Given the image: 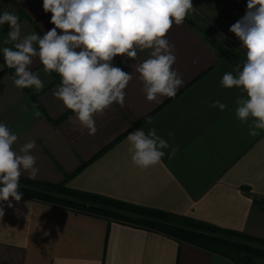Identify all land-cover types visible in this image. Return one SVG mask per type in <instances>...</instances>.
<instances>
[{
    "label": "crops",
    "instance_id": "obj_1",
    "mask_svg": "<svg viewBox=\"0 0 264 264\" xmlns=\"http://www.w3.org/2000/svg\"><path fill=\"white\" fill-rule=\"evenodd\" d=\"M215 1L192 0L195 11L166 35L174 45L173 69L183 79L174 97L150 102L141 90L135 67L148 58L149 50H138L135 60L114 58V66L132 74V80L123 107L114 103L94 117L95 135L81 128L54 96L61 79L45 73L38 58H33L31 70L44 88L14 85V69L4 64L2 53L14 44L3 43L9 28L0 26V123L17 134L16 151L35 141L31 152L39 172L34 179L60 183L67 177L66 184L74 189L264 239V130L250 136L249 125L236 118L235 101L241 93L221 85L223 74L234 73V68L219 57L201 29L205 25L214 31L212 38L218 32L224 36L222 43L227 42L224 38L233 40L229 29L245 15L246 6L239 5L245 1L226 0L228 8ZM11 3L21 36H42L55 27L51 13L43 11V0ZM215 101L226 108L211 107ZM152 128L171 147L160 163L140 169L131 161L126 137ZM173 147L177 151L169 158ZM21 176L28 178V173ZM0 208L5 213L0 217V264H237L160 232L26 196L18 202L11 197L0 201ZM251 263L264 264V257L252 256Z\"/></svg>",
    "mask_w": 264,
    "mask_h": 264
},
{
    "label": "clouds",
    "instance_id": "obj_2",
    "mask_svg": "<svg viewBox=\"0 0 264 264\" xmlns=\"http://www.w3.org/2000/svg\"><path fill=\"white\" fill-rule=\"evenodd\" d=\"M43 11L51 13L55 27L42 36L33 32L21 36L16 14H0V26L8 25L3 47L4 64L14 69V85L19 89L40 91L44 83L31 70L33 58H38L44 72L60 76L61 84L53 93L70 110L81 128L95 135L94 117L103 114L114 103H125V89L132 74L114 66L116 56L135 60L138 50H149L148 58L138 63L135 71L142 81V91L148 101L158 97H174L183 85L178 71L174 45L166 35L173 27L183 24L195 11L192 0H43ZM57 30H60L59 33ZM246 50V59L233 72L223 74L224 88L239 89L235 101V116L249 125V135L264 130V0H247L246 12L229 29ZM196 61H194L195 63ZM211 107L224 110L226 105L215 101ZM27 111V109H25ZM39 117L40 112H35ZM148 123H152L148 118ZM169 139L173 137L169 133ZM134 166L147 169L160 163L170 144L154 128L135 130L126 137ZM18 136L6 124L0 123V201L11 197L20 201V177L28 173L34 179L39 169L31 150L35 141L14 149ZM177 149L171 148L169 158ZM11 207V203L8 204ZM0 208V217L4 216Z\"/></svg>",
    "mask_w": 264,
    "mask_h": 264
},
{
    "label": "trees",
    "instance_id": "obj_3",
    "mask_svg": "<svg viewBox=\"0 0 264 264\" xmlns=\"http://www.w3.org/2000/svg\"><path fill=\"white\" fill-rule=\"evenodd\" d=\"M202 32L206 40L215 46L219 57L234 69L246 59V50L242 45L243 51L240 52L233 47L216 45V41ZM54 74L60 79L57 73ZM28 92L34 98V95ZM66 181L67 177L60 183H51L21 176L19 191L23 193L22 196L75 212L125 222L166 234L205 250L222 254L237 264H252V256L264 257V239L172 212L74 189L69 187Z\"/></svg>",
    "mask_w": 264,
    "mask_h": 264
},
{
    "label": "rangeland",
    "instance_id": "obj_4",
    "mask_svg": "<svg viewBox=\"0 0 264 264\" xmlns=\"http://www.w3.org/2000/svg\"><path fill=\"white\" fill-rule=\"evenodd\" d=\"M201 1V0H200ZM213 1H215V0H213ZM216 1H221L220 3L222 4V5H225L227 8H228V4L229 3H227L226 2V0H216ZM215 1V2H216ZM245 2H241L239 5L240 6H247V0H244ZM231 3V2H230ZM15 6L11 3V1L10 0H0V12H1V14H3V12L4 11H8V12H12V11H15V8H14ZM200 12H202V11H200ZM200 15H202V14H200ZM203 26V28H201L202 29V31H204L206 34H207V36L210 38V39H213L214 41H216L215 43H216V45L218 44V45H220V46H223V47H233V49H235V50H238L239 52H240V50H242L243 51V49H242V47H241V44H240V42L238 41V38L237 37H235L233 40H230L229 41V39H226V38H224L227 42H224L223 41V43L221 42L222 40H221V38L222 37H224V36H222L221 34H219L218 32H217V34H214L215 36H214V38H212L211 37V35H210V31L212 32V30H209V28H205L206 26L205 25H202ZM214 32V31H213ZM212 32V33H213ZM242 53V52H241ZM245 58H246V54H245Z\"/></svg>",
    "mask_w": 264,
    "mask_h": 264
},
{
    "label": "built area",
    "instance_id": "obj_5",
    "mask_svg": "<svg viewBox=\"0 0 264 264\" xmlns=\"http://www.w3.org/2000/svg\"><path fill=\"white\" fill-rule=\"evenodd\" d=\"M238 41H239V39H238ZM240 42V41H239ZM240 44H241V42H240Z\"/></svg>",
    "mask_w": 264,
    "mask_h": 264
}]
</instances>
